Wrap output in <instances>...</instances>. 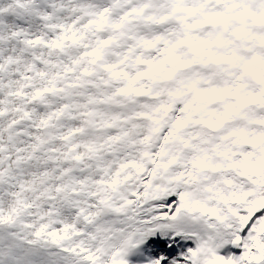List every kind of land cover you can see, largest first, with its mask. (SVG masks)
I'll use <instances>...</instances> for the list:
<instances>
[{
	"label": "snow or ice",
	"instance_id": "snow-or-ice-1",
	"mask_svg": "<svg viewBox=\"0 0 264 264\" xmlns=\"http://www.w3.org/2000/svg\"><path fill=\"white\" fill-rule=\"evenodd\" d=\"M250 2L264 13V0ZM118 3L119 0H0V264H264V199L260 198L264 197V191H257L252 199L239 204L228 203L225 198L226 206L189 202L183 185L196 177L188 169L187 156L199 150V145L190 140V129L181 131L186 121L181 118L183 109L179 103L172 108L170 119H160L153 112L167 111L168 106L161 100L157 109L147 88L131 87V81L152 73L139 71L132 76L117 69L114 60L123 62L125 57L112 48L118 37L109 36L108 32L122 28L127 19L117 20L110 15L109 5ZM69 12L73 14L71 18L67 16ZM80 12L86 14L88 25L93 26L95 46L82 40L84 33L75 26ZM248 14L257 16L256 11H250L245 5L237 16ZM143 19L147 22L153 17ZM70 28L72 36L67 38L83 57L64 50V33ZM128 35L151 47L164 40L159 35L151 39L132 36L131 27ZM38 43L61 49L64 65L80 67L76 83L69 82L70 86H78L81 76L94 73L107 85L105 72L116 81L123 72L129 83L117 86L107 100L127 96L136 117L120 135L109 136L106 156L96 150V172L91 176L88 175L91 166L76 145H72L76 151L69 159L78 167L69 171L59 160L55 161L59 165L57 173L67 176L66 185L63 178L57 180L51 172L43 171L45 177H51L44 182L42 199L47 203L43 205L29 197L30 191L38 193L39 190L35 183L29 185L25 169L31 158L38 159L35 154L40 145L32 143L39 139L32 136L35 118L24 111L31 125L25 128L15 117L20 109L13 99L24 97L25 103L30 99L34 105L42 97L40 90L29 98L26 92L14 87L17 77L22 75L15 66L23 46ZM84 58H89L87 64L93 67L82 66ZM176 59L173 57L174 62ZM37 60L49 63L40 57ZM139 62L148 63L155 72L163 67V61ZM258 98L259 95L253 97ZM251 102L248 97L242 101ZM205 123L210 128L219 126L218 122ZM218 154L223 153L218 150ZM178 159L185 161L182 171ZM195 163L201 168L207 167L202 158H197ZM137 172L141 173L139 179ZM105 173L103 182L114 187L122 178L132 177L123 189L118 188L116 199L100 198L91 191V186ZM40 174V170L34 172L33 180ZM150 184L152 187L146 190ZM84 192H87L86 203ZM61 204L68 207L61 208ZM193 204L201 214L194 213ZM105 207L106 215L101 211ZM49 210L54 215L52 223L47 222ZM76 210L85 212L86 216L95 214L94 230L84 231L65 219L68 211Z\"/></svg>",
	"mask_w": 264,
	"mask_h": 264
},
{
	"label": "clouds",
	"instance_id": "clouds-1",
	"mask_svg": "<svg viewBox=\"0 0 264 264\" xmlns=\"http://www.w3.org/2000/svg\"><path fill=\"white\" fill-rule=\"evenodd\" d=\"M145 4L148 7H144ZM109 7L113 18L127 17L122 28L108 32L109 36L118 37L112 48L119 49L125 57L123 62L114 60L117 69L132 76L139 71L152 73L131 81V87L147 88L150 100L157 109L161 100L168 106L167 111L159 109L153 112L160 119H170L172 108L179 103L183 109L181 118L186 121L185 129L181 131L190 129V140L199 145V150L187 156L188 169L196 177L183 185L189 202H201L209 207L221 206L225 205L226 198L228 203L239 204L252 199L257 191H264V104L242 103L248 95H264V19L249 17L246 21H238L237 13L241 10L237 8L236 0H163L162 3L158 0H119L118 4H110ZM72 15L67 13L69 18ZM85 15L78 13L75 26L84 33L82 40L95 46L93 26L88 25ZM145 16L153 19L146 22L143 19ZM69 23L73 21L69 19ZM130 27L132 36L142 35L151 39L159 35L164 40L157 42L156 47L145 46L128 35ZM42 34L47 39L46 34ZM64 36V50L83 57V53H78L76 45L67 38L72 36L71 28ZM19 55L21 58L15 68L22 75L17 77L14 87L26 92L29 98L37 90L42 93L34 105L30 99L25 103L24 97L13 99L20 109L15 117L24 123L25 128L31 125L24 111H29L35 118L32 136L39 139H34L32 143L40 145L35 154L38 159L31 158L30 163L26 162L25 169L29 185L35 183L39 190L38 193L30 191L28 195L43 205L47 203L46 199H42L44 182L51 178L45 177L43 171L51 172L57 180L63 178L66 185L67 176L63 172L57 173L59 165L55 161L59 160L69 171L78 167L69 159L76 151L72 145H76L91 166L88 172L91 176L96 172V150L106 156L109 136L120 135L136 117L127 96L107 100L117 86L129 83L123 72L119 81L105 72L104 77L109 80L107 85L101 83L94 73L81 76L78 86H70L69 82L76 83L80 67L64 65L61 49L38 43L23 46ZM37 57L49 63L42 64ZM173 57L178 59L174 62ZM87 59H83L82 66L93 67L87 64ZM141 60L163 61V67L155 72L148 63L139 62ZM69 67L70 71L67 70ZM246 82L256 86L255 93L245 92L242 86ZM249 113H252L250 118H241ZM205 121L218 122L219 126L210 128ZM218 150L223 154H218ZM197 158H202L207 167L201 168L196 164ZM177 164L182 171L184 159H178ZM37 170L41 174L34 181L33 175ZM105 175H101L91 186V191L100 198L110 200L116 199L118 188L123 189L132 179L130 176L122 178L114 187L103 182ZM140 175L137 172L136 178L139 179ZM121 176L124 177L125 173ZM181 180L184 178L181 177ZM151 187V184L148 185L146 190ZM246 192L248 195H244ZM237 196L241 199L237 200ZM83 197L86 203L87 192L83 193ZM60 207L68 206L61 204ZM101 211L106 215L108 210L105 207ZM193 211L201 214L194 204ZM48 215L50 219L47 222H54L50 210ZM65 219L84 231L94 230L96 222L94 213L86 216L79 210L68 211Z\"/></svg>",
	"mask_w": 264,
	"mask_h": 264
},
{
	"label": "bare ground",
	"instance_id": "bare-ground-1",
	"mask_svg": "<svg viewBox=\"0 0 264 264\" xmlns=\"http://www.w3.org/2000/svg\"><path fill=\"white\" fill-rule=\"evenodd\" d=\"M158 2L162 3L163 0H158ZM245 5L248 6L250 11H256L257 12V16H261V11L256 9L255 5L252 4L250 2V0H236V6H237L238 9L241 10L240 12L244 11ZM257 16H253L251 14H248V15H244V16H237L236 19L238 21L243 22V21H246L249 17L255 19V18H257ZM261 19H264V17H262ZM153 27H154V25H153ZM242 38H243V36H242ZM116 50L118 51L119 49H116ZM241 59H247V58L246 57H241ZM242 87H243V89L245 90L246 93H255V91H256V86L253 83H250V82H246ZM254 96L255 95H248L247 97L249 99H251L253 103L264 104V95H259L258 99H253ZM251 115H252V113H249L247 117L242 116L241 118L242 119H248V118L251 117Z\"/></svg>",
	"mask_w": 264,
	"mask_h": 264
}]
</instances>
